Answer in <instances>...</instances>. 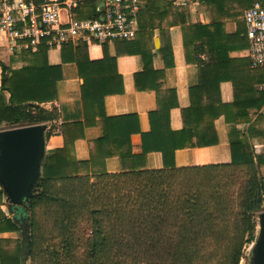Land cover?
Wrapping results in <instances>:
<instances>
[{
	"label": "trees",
	"instance_id": "obj_1",
	"mask_svg": "<svg viewBox=\"0 0 264 264\" xmlns=\"http://www.w3.org/2000/svg\"><path fill=\"white\" fill-rule=\"evenodd\" d=\"M196 1L210 9L213 18L210 24H193L183 7L167 0H147L138 14L136 37L130 41H112L116 50L114 57L108 50L111 41H107L102 44L103 59L95 62L90 60L85 43L76 48L63 47L61 65L49 64L44 46L14 54L19 57L18 64L15 57L10 65L0 61V127L12 129L58 120V110L47 109L45 105L57 100V84L64 77L63 64L69 62L78 65L84 112L83 121L61 124L63 145L46 155L33 195L18 212L11 204L9 213L3 210L4 193L0 189V226L9 232H21L25 220L30 237L27 249L22 237L0 238V264H208L219 255L202 254V246L206 244L225 245L226 250L217 264L240 263L243 249L256 238L254 218L264 210V154H255L251 144L254 138L264 142V114L261 113L264 98H253L258 103L252 113L243 108L249 102L248 94L242 105L238 102L222 105L217 112L206 107L201 126L193 124L194 107L198 104L193 99L192 106L182 109L183 128L178 131L166 128L165 121L160 122V109L152 112L149 133L172 131L174 137L173 146L158 150L163 154L162 169H149L145 153L124 155L121 152V137L140 132L123 125L134 122L136 116L108 117L104 113L105 97L121 92L118 82H122V76L116 67L118 56H141L144 69L135 76L137 90L162 88L161 81L151 88L140 86L142 78L152 71L150 31L157 25L165 60L172 53L168 37L173 26L182 28L187 57L190 50L196 57L207 56L206 60L194 57L199 68V85L191 90L193 98L194 92L204 84H209L213 92L219 90L223 78L216 77L214 66L221 65L220 50L212 41L196 39L195 34L222 33L230 19L223 13L230 1ZM96 2L88 4L91 16L96 13ZM234 114L243 117L232 118ZM221 115L228 124L249 125L239 132L240 146L232 148V163L176 167L169 161L176 150L215 144L217 140L208 137L206 128L213 127ZM97 119H101L103 135L88 141L90 158L79 160L75 143L85 139V130L94 127ZM54 128L51 125L47 138L53 135ZM236 149L240 150V158L235 157ZM113 157L119 158L121 164L118 173L106 170V160ZM218 172L228 180L221 189ZM126 183L136 187L126 191ZM230 218L234 219L232 232L228 227ZM226 230L227 235L222 236ZM13 249L21 250V254H4Z\"/></svg>",
	"mask_w": 264,
	"mask_h": 264
},
{
	"label": "crops",
	"instance_id": "obj_2",
	"mask_svg": "<svg viewBox=\"0 0 264 264\" xmlns=\"http://www.w3.org/2000/svg\"><path fill=\"white\" fill-rule=\"evenodd\" d=\"M229 1L230 3L226 6L223 13L230 19H228L222 33L212 31L208 32V36H203V32L195 34L196 39L199 38L209 43L212 41L220 50L222 56L221 65L220 67L214 66L217 72L216 77L223 78L219 90L215 89L213 92L209 84H204L194 92L193 98L191 90L199 85V68L194 59L206 60L207 56L200 54L199 57H196L191 55V50L188 51V57L186 56L183 32L180 26L170 28L168 39L172 47V53L166 60L161 53L162 41L159 25L150 31L151 53L153 54L152 71L142 78L140 86L142 88H151L161 81L163 86L159 90L136 89L135 76L144 69L140 55H122L117 57V71L122 76V82H118L121 92L105 97L104 113L108 117L134 115L136 116L134 122H124L123 125L140 130L139 133L131 136L121 137L122 154L140 155L145 153L149 169H162L164 167L163 154L158 150L170 145L173 146L174 137L172 136V131H178L183 128L182 109L192 106L193 99L198 102L196 106L194 105L193 124L201 126L204 122V108L206 107L211 112H217L222 109V105H231L234 102L242 105L245 104L242 101L248 94L249 102L243 108L248 109V112L252 113L255 110L254 106L256 107L258 103L255 100L264 98V69L251 66L250 44L246 36V23L242 16L243 14L245 15V11L248 8L256 3L264 4V0ZM167 2H171L177 7H183L193 24L208 25L213 21L210 9L196 0H167ZM146 4L147 0L144 7ZM79 15L84 16L81 18L89 17L91 16V10L83 7L78 11V17ZM78 45L72 46L76 48ZM62 49L48 51L50 65H61L63 63ZM108 50L111 56L114 57L116 55L113 42L109 43ZM88 55L93 62L103 59V45H88ZM13 57L17 61L16 64L20 63L18 55L14 56L9 50L8 38L0 33V61L10 65ZM153 71L161 72L163 75H156ZM63 74V80L57 84V100L45 105L50 110L56 108L59 113L58 120L47 124L46 133L51 125L55 127V130L51 137H46V155L53 154L55 149L63 145V137L60 132L61 124L83 121L84 119L81 101L82 80L79 76L78 65L75 62L63 64ZM1 84L2 67L0 65V87ZM236 88H238V92H236ZM215 95L216 98L214 97ZM254 97L255 100L253 99ZM173 103L174 106H172ZM158 109L162 111V114L159 115L162 120L160 122L163 123L165 121V127L170 128L172 131L149 133L151 129V113ZM234 111V113L238 112V110ZM261 113L264 114V105ZM163 115L164 117L161 118ZM242 117L243 115L238 114L232 116V118L238 120H241ZM248 126V124L244 123L228 124L224 115H221L215 120L213 127L208 126L206 128L208 137H211L215 142L217 140L215 144L202 148L176 150L173 159L170 158L169 161H173L176 167L230 164L233 161V146L237 145V148L240 146V143H238L239 132L248 129ZM102 135L101 119H97L94 127L85 130V139L75 143L77 158L79 160H88L90 158L88 141L98 139ZM251 144H253L252 148L255 154H264V142L261 139L254 138ZM146 149L151 150L147 151ZM235 153V157H241L240 150L236 149ZM105 166L108 173L121 171V164L117 157L107 159ZM0 189L3 191L1 185ZM9 205L10 203L7 202V196L4 193V205L2 208L7 213H9ZM10 216L12 217V215ZM21 237L22 231L9 232L5 226H0V238L17 239ZM4 254L20 255L21 250L13 249L4 252Z\"/></svg>",
	"mask_w": 264,
	"mask_h": 264
},
{
	"label": "built area",
	"instance_id": "obj_3",
	"mask_svg": "<svg viewBox=\"0 0 264 264\" xmlns=\"http://www.w3.org/2000/svg\"><path fill=\"white\" fill-rule=\"evenodd\" d=\"M93 0H0V33L9 50H60L68 45L133 40L138 14L146 0H97L96 13L79 18L78 11ZM246 36L253 68L264 67V4L245 11Z\"/></svg>",
	"mask_w": 264,
	"mask_h": 264
},
{
	"label": "water",
	"instance_id": "obj_4",
	"mask_svg": "<svg viewBox=\"0 0 264 264\" xmlns=\"http://www.w3.org/2000/svg\"><path fill=\"white\" fill-rule=\"evenodd\" d=\"M47 124H37L0 131V185L7 202L18 212L33 195L41 176L46 157ZM261 230L256 239L252 264H264V210ZM22 238L27 249L30 242L28 226L22 222Z\"/></svg>",
	"mask_w": 264,
	"mask_h": 264
},
{
	"label": "rangeland",
	"instance_id": "obj_5",
	"mask_svg": "<svg viewBox=\"0 0 264 264\" xmlns=\"http://www.w3.org/2000/svg\"><path fill=\"white\" fill-rule=\"evenodd\" d=\"M7 129H10L9 127L5 126V125H2L0 127V131L1 130H7ZM219 174V177L217 178V182L218 181H221V186H220V189L223 187V185L227 184L228 180L226 178H222L221 175H223L221 172H218ZM221 174V175H220ZM126 186V191H131L134 190V187H136L134 184L132 183H126L125 184ZM232 188V186H231ZM230 223L228 224V227H229V231L232 232L233 231V225L234 224V219H231L230 218ZM254 224H255V228H256V238L255 240L250 243L249 245H247L244 249H243V257H242V260L240 261L239 264H252L253 263V260H254V248H255V244H256V239H257V236L258 234H260V230H261V223H260V218L259 216H256L254 218ZM227 230L225 233H222V236H224L225 234L227 235ZM229 236V235H228ZM226 250L225 248V245L222 246V244L218 245L217 247L214 246V245H211V244H206V245H203L202 246V254H208V253H211V252H215L217 253L219 256L216 257L215 260H212L211 262H209L208 264H217V260H220V257L222 256V253ZM220 262V261H219Z\"/></svg>",
	"mask_w": 264,
	"mask_h": 264
}]
</instances>
